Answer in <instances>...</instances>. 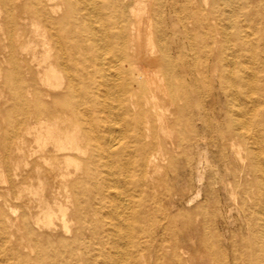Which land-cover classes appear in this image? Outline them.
<instances>
[{
    "label": "bare ground",
    "instance_id": "bare-ground-1",
    "mask_svg": "<svg viewBox=\"0 0 264 264\" xmlns=\"http://www.w3.org/2000/svg\"><path fill=\"white\" fill-rule=\"evenodd\" d=\"M258 3L239 1L238 8L248 26L258 21L259 11L264 9ZM62 4L64 10L60 11ZM0 8L7 18L3 32L9 39L13 34V12L30 9L37 38L30 52L33 152L50 144L43 159L56 166L65 194L69 183L75 190H71L74 200L79 203V198H84L85 205L77 206V214L82 212L86 217L99 211L91 201L94 193L88 188L96 185L97 174L100 182L107 179L105 167L124 169L135 156L134 186L142 188L152 184V169L161 167L165 174L169 169L176 172L172 155L189 146L188 138L180 137L178 125L192 124V93L200 100L208 98L211 105L219 104L222 96V107L217 112L222 116L218 136L223 139L227 135L232 148L240 144L243 150L238 155L239 176L231 161L225 163L230 192L234 194L237 187L236 209L246 227L245 235L227 241V250L232 253L229 261L236 264L238 258L243 264H264V74H257L264 72V60L255 71L234 69L235 57L244 51L250 60L254 59L250 34L255 32L233 27L228 20L235 11L230 0H223L221 8L217 0H0ZM222 19L228 22L226 26L217 25ZM229 27L234 29L229 31ZM197 55L202 57L201 70L194 67ZM15 73V65L3 70V84L12 87L17 80ZM36 81L44 84L43 91L34 86ZM247 86L258 89L257 96L250 111L241 110L239 117L234 116L231 98L236 100L241 88ZM11 98L13 102L18 100L17 93L13 92ZM196 117L212 135V122L217 119L207 112H199ZM170 128L175 129L174 135ZM15 129L2 130L0 143L5 155L22 149L23 141ZM162 141L169 148V156H162L159 162L154 149H160ZM182 154L189 166L188 155ZM80 170L84 176L69 178ZM145 179L150 182L145 183ZM116 197L115 193L111 199L118 200ZM140 200L137 198L136 204ZM133 203L124 198L120 212L124 218L139 221L142 211ZM57 208L61 228L67 232V206L59 203ZM55 214L46 204L35 222L53 232ZM175 217L182 219L184 215L177 212ZM85 219V223L92 222L91 218ZM78 222L80 230L82 224ZM208 256H214L212 248ZM180 260L187 263L188 256L178 254L176 263Z\"/></svg>",
    "mask_w": 264,
    "mask_h": 264
},
{
    "label": "rangeland",
    "instance_id": "rangeland-1",
    "mask_svg": "<svg viewBox=\"0 0 264 264\" xmlns=\"http://www.w3.org/2000/svg\"><path fill=\"white\" fill-rule=\"evenodd\" d=\"M217 1L221 8L223 0ZM239 1L241 0H230L235 11L228 20L233 22V27L241 26L247 32H255L254 35L250 34L254 59L250 60L244 51L235 57L233 67L235 70L246 68L247 71H255L261 60H264V9L259 11L258 21L253 26H248L245 14L238 8ZM258 4L264 5V0H259ZM63 10L62 4L60 11ZM251 11L252 9L248 10ZM225 13L223 11L224 15ZM13 18V34L9 39L3 32L7 18L0 8V75L3 70L12 69L15 65L17 76L12 87L3 84L0 76V142L4 128L8 131L16 128L23 144L20 152L5 155L0 143V264H177L178 254L188 256L187 263L180 260L178 264H231L229 260L232 253L227 250L226 243L231 237L237 240L240 234L245 235L246 227L236 209L237 187L232 188L235 190L234 194L230 192L225 163L231 161L236 176H239L241 161L238 155L243 150L240 144L232 148L227 135L223 139L218 136L222 116H218L217 112L222 107V96L219 104L211 105L208 98L200 100L192 93V124L190 126L181 122L178 125L181 133L185 132L183 135L180 133V137H187L189 146H183L173 153L172 163L176 172L169 169L165 174L161 167L152 169V184L142 188L134 186L135 156L131 157L124 169H118L114 165L105 167L103 172L108 174L107 179L100 182L97 174L96 185L88 188L94 193L91 201L99 207V211L84 217L82 212L76 213L80 209L77 206L84 204V198L80 197L79 203L76 202L71 196V190H75L69 183H66L67 196L56 174V166L49 164L51 160L43 159L50 144L44 150L33 152L34 141L30 134V99L33 87L30 86V52L37 38L30 9L15 10ZM227 23L224 19L217 21V25L226 26ZM228 29L231 31L234 28ZM261 35L263 37L258 40L257 36ZM232 43L230 46H233ZM35 47L39 48L38 45ZM10 57L14 64L10 62ZM194 67L196 70L203 68L200 55L196 56ZM257 74L261 77L264 72ZM196 76L201 78L199 73ZM211 80L214 83L216 81L214 77ZM34 86L41 91L45 89L44 84L39 81L34 82ZM241 90L242 92L237 93L236 100L231 98V107L237 117L241 110L250 111L253 104L251 102L255 100L258 91L249 86ZM13 92L18 97L15 102L11 98ZM4 106L6 111L3 113ZM199 112H207L210 118L217 119L212 122L215 130L212 135L209 128L197 119ZM174 130L169 129L173 135ZM159 136L161 140L164 139L163 133ZM168 150L167 144L164 145L162 141L161 148L154 149L155 159L161 162L162 156H169ZM182 153L188 155L189 166L184 163ZM74 176L84 174L80 170L69 178ZM150 180L145 179L144 182L149 183ZM115 193L118 200L111 199ZM140 197L141 202L136 204L135 200ZM124 198L126 201L129 198L133 200V207L142 211L143 217L139 221L121 215L119 206ZM59 203L67 206V232L61 228L57 208ZM46 204L56 213L53 217V232L41 222H35V216L41 214ZM177 212L184 217L176 218ZM164 214L168 217L164 218ZM85 218H91L92 222L85 223ZM79 220L82 224L80 230ZM261 230L264 233L263 227ZM211 248L214 252L212 258L208 256ZM183 249L187 251L185 254L180 252ZM236 260V264H243L242 260Z\"/></svg>",
    "mask_w": 264,
    "mask_h": 264
}]
</instances>
